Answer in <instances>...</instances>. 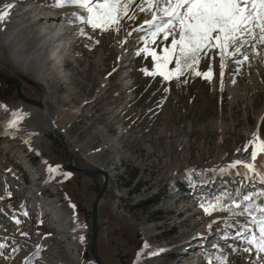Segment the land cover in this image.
<instances>
[{"label":"rangeland","instance_id":"1","mask_svg":"<svg viewBox=\"0 0 264 264\" xmlns=\"http://www.w3.org/2000/svg\"><path fill=\"white\" fill-rule=\"evenodd\" d=\"M29 2L22 1L4 27L18 38L30 36L17 48L19 55L36 51L44 38L40 29L49 22L53 27L48 30L73 26L76 41L57 42L46 50L50 61L39 81L11 59L0 39V73L17 78L22 94L45 106L77 164L107 172L105 200L99 203L102 261L134 264L147 245L151 253L142 264H264V252L257 246L264 221V166L256 172L232 166L252 162L253 147L264 141V42L259 30L256 39L246 37L249 43L239 55L213 47L207 55L201 52L199 63L189 61L191 66L185 67L182 60L177 69L179 45L167 63L144 51L164 57V49L170 48L171 36L151 35L166 19L163 4L149 7L144 0H121L119 22L103 30L85 22L89 13L79 6L57 7L58 0ZM4 3L0 0V9ZM29 6L36 11L25 15ZM40 16L59 20L36 24ZM156 63L171 74L169 80L157 72ZM210 66V77L196 74ZM5 85L0 84L2 93L8 92ZM0 105L6 107L0 112V133L6 121L15 132L31 126L43 143L35 150L17 136L0 135V264L93 261L85 215L102 178L62 172V148L53 145L40 111L16 99L15 91ZM18 169L26 182L14 173ZM214 169L228 175L212 181L201 175ZM51 177L57 182L49 183ZM141 202L149 205L135 209ZM68 204L76 210L83 233L77 250L52 225L56 212ZM254 238L256 243L249 244Z\"/></svg>","mask_w":264,"mask_h":264},{"label":"snow or ice","instance_id":"2","mask_svg":"<svg viewBox=\"0 0 264 264\" xmlns=\"http://www.w3.org/2000/svg\"><path fill=\"white\" fill-rule=\"evenodd\" d=\"M127 2L130 4L134 0H127ZM120 3L121 0H58L56 6H79L89 13L85 22L93 28L106 30L110 23L119 22L117 5ZM144 3L149 7L154 4L159 7L163 4L162 11L166 19H163L162 24L156 25V32L151 35L156 36L157 33L164 32V39L172 37L170 48L164 49L167 53L166 56L160 57L148 49L144 51L148 52L154 61L163 59L167 63L173 59V53L179 45V54L175 56L177 69L181 67L182 60L185 67L191 66L189 61L199 63L201 52L207 55V50L213 47L230 56L239 55L241 49L249 43L246 37L256 39L257 29L260 34L259 41L264 42V0H144ZM12 7L11 4L5 5L6 9ZM140 10L144 11L145 9L141 7ZM8 15L7 10L0 11V22L4 21ZM177 34L179 39L176 38ZM213 40L216 41L215 44L212 43ZM253 47L255 46L253 45ZM247 59L248 57L244 56V60ZM235 62L243 63L244 61L236 60ZM155 66L164 80L171 78L170 73L161 70L162 65L156 63ZM223 67L222 59L221 68ZM144 71L149 75L157 74V72H148L147 69ZM196 74L210 77L212 75L211 66L208 72H197ZM244 150H248L247 145ZM251 161L250 163L236 161L232 166L241 165L251 172H256L258 167L264 166V141L260 142L258 149L253 147ZM260 174L264 176V171ZM244 199H250V197L245 196ZM211 207L216 210L215 206ZM236 207H240V205H236ZM205 211L208 212V209L206 208ZM244 211L248 210L245 208ZM260 211L264 212V208H261ZM260 234L257 246L261 252H264V221L261 222ZM81 241H83V237H81ZM248 243H256V238L249 240ZM2 247L4 246L0 245V248Z\"/></svg>","mask_w":264,"mask_h":264},{"label":"bare ground","instance_id":"3","mask_svg":"<svg viewBox=\"0 0 264 264\" xmlns=\"http://www.w3.org/2000/svg\"><path fill=\"white\" fill-rule=\"evenodd\" d=\"M26 2L29 4L30 0H5V3L3 4V7L0 9V11H5L7 10L9 14L18 9L20 5H22L21 2ZM11 4L13 7L11 9H6L5 5ZM36 8L35 6H29L28 10L24 12L25 15L30 14L32 12H35ZM9 20V15L6 17V19L2 22H0V39L3 45L7 46L9 49L10 57L11 59L16 62V64L23 70H31L35 73V76L37 80L42 81L44 78L43 74V68L45 65L50 61L49 57H46V50L50 48L53 44L57 43L61 44L62 42L65 43H72L75 42L76 36L75 34V29L71 25H66L63 24L61 27H54L51 28L53 30H48L49 26H52L50 24V20H59L55 19L53 17H41L39 18V22H36V24H41V21L49 22L46 23L47 25H43L40 29L42 30V34L44 35L43 40L40 42L39 46L37 47L36 51L27 56L24 57L22 55H19L18 49L21 44H23L24 41L30 38L29 35L23 37V38H18L17 35L14 33H6L4 27L5 24ZM49 20V21H47ZM60 24V23H59ZM53 27V26H52ZM48 30V31H47ZM32 35V34H31ZM42 38V36L40 37ZM39 43V42H38ZM70 47V46H69ZM21 49V48H20ZM23 49V48H22ZM70 50V49H68ZM58 57V55H57ZM53 75V74H52ZM59 81V80H58ZM43 106V105H42ZM45 107V106H44ZM43 107V109H44ZM6 107L4 105H0V112L5 111ZM36 109V108H35ZM46 112V111H45ZM42 117V115H41ZM47 117V113H46ZM48 120V118H47ZM49 121V120H48ZM9 122V121H8ZM8 122H4V129L2 130L1 134L4 135H12V136H17L21 138L31 149H37V147L42 146V139L39 131H37L35 128L28 126L26 129H23L22 132H15L12 130H8L9 124ZM56 130V126L53 122H50ZM46 125V124H45ZM47 126V125H46ZM11 128V127H10ZM57 132V130H56ZM58 133V132H57ZM107 173V172H106ZM109 177V176H108ZM49 183H56L57 178L51 177L48 178L47 180ZM46 185V184H45ZM57 210V209H56ZM54 214V213H53ZM55 224L57 225V235L61 237V240L64 242H71L74 246V249L77 250V247L81 246V237H83V233L81 232V229L77 223V216H76V210L72 207V205L68 204L65 209L58 210L56 212V215L54 216L52 220V225ZM201 238V237H200ZM73 249V248H72ZM150 252V247L147 245H144L137 255L134 264H142L141 259L146 255L149 254ZM82 264H95L94 261L91 262H84Z\"/></svg>","mask_w":264,"mask_h":264},{"label":"water","instance_id":"4","mask_svg":"<svg viewBox=\"0 0 264 264\" xmlns=\"http://www.w3.org/2000/svg\"><path fill=\"white\" fill-rule=\"evenodd\" d=\"M0 84L11 85L15 91L16 99L21 100L23 103H26L40 111L42 118L45 124L49 127L53 138L57 141V143L63 150L64 153L63 163L60 166V170L62 172L72 173L75 175L86 176V177H93L98 175L102 178L101 186L98 192L96 193L95 198L93 199L90 211L87 212L85 216L87 222L89 223V244L87 251L90 257L92 258V260L95 262V264H106L105 262L102 261V259L99 256L97 239L100 230L99 203L102 200H105V192L108 185V174L105 171L101 170L100 168H84L76 163V161L71 157V154H69V151L65 146L63 140L56 132L55 127L47 120L46 112L43 109L41 102L25 97L21 92V84L17 78L13 76L3 75L0 73ZM126 258L129 259V256H126ZM122 264H126V263L123 262Z\"/></svg>","mask_w":264,"mask_h":264},{"label":"trees","instance_id":"5","mask_svg":"<svg viewBox=\"0 0 264 264\" xmlns=\"http://www.w3.org/2000/svg\"><path fill=\"white\" fill-rule=\"evenodd\" d=\"M5 86H6V90L8 91L7 93H2L1 88L4 86H0V100L1 101L2 100L4 101L6 98L10 97L14 93V89L11 85H5ZM51 139H52L51 141H52L53 145H55L56 147H59L57 141L54 140L53 138H51ZM14 173L19 177V179L23 183L26 182V178H25L24 174L21 172V170H19V169L15 170ZM202 174H203V178L205 177L206 179H208V181H212L215 178H224V176L228 175V173L226 171H223V170L220 171L219 169H214V170H211L209 172H201V175ZM179 187L183 191H185V192L187 191V188H185V185L183 182H181L179 184ZM205 197H209V194H207V195L205 194ZM226 202L229 203V205H231V202L229 200H226ZM148 205H149V203L141 202L135 206V209H143V208H146ZM230 207H231L230 208L231 211H234V209H236V208H233L232 205Z\"/></svg>","mask_w":264,"mask_h":264}]
</instances>
